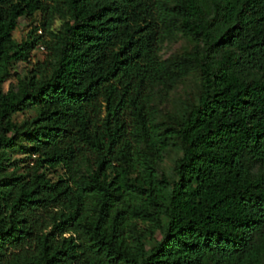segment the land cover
I'll use <instances>...</instances> for the list:
<instances>
[{
  "label": "trees",
  "instance_id": "1",
  "mask_svg": "<svg viewBox=\"0 0 264 264\" xmlns=\"http://www.w3.org/2000/svg\"><path fill=\"white\" fill-rule=\"evenodd\" d=\"M50 1L0 0V264H264V0H60L51 73L4 92L42 38L15 41L18 19L42 11L47 30ZM174 14L195 44L164 62ZM190 68L197 104L158 120L153 89ZM23 141L36 163L2 176ZM172 141L170 182L155 166Z\"/></svg>",
  "mask_w": 264,
  "mask_h": 264
},
{
  "label": "rangeland",
  "instance_id": "2",
  "mask_svg": "<svg viewBox=\"0 0 264 264\" xmlns=\"http://www.w3.org/2000/svg\"><path fill=\"white\" fill-rule=\"evenodd\" d=\"M166 6H171L174 0H161ZM49 10L52 16L50 27L44 30L43 23L46 14L42 11H36L31 16H22L18 19V24L12 32V37L17 42L27 39L30 32L35 28L42 29V33L36 32V35H42L40 44L36 46L30 57L25 61L13 62L8 69V76L2 84V90L17 89L20 79H41L47 77L54 63V43L58 36L60 26L64 20V7L60 0L50 1ZM163 37L160 42V59L164 62L171 58L189 51L195 44L192 36H186L181 32L177 22V14L164 20L162 24ZM44 46V49H41ZM201 92L200 74L190 68L173 87L163 90L162 87L156 86L153 89V104L156 107L157 117L160 121H166L173 125L180 120L189 109L197 104ZM35 109H26L22 112L15 113L12 119L16 123H21L35 116ZM2 176H9L13 173L20 174L32 167L36 163V157L30 153V148L26 142L7 149ZM182 156V149L176 141H172L170 146L163 154L162 159L156 164L158 178L166 177L170 182L176 179L175 162ZM47 177L52 180L58 179L64 174L62 168L46 169L42 168ZM162 234L156 231L153 238L147 240V247H152L155 241L160 240Z\"/></svg>",
  "mask_w": 264,
  "mask_h": 264
},
{
  "label": "built area",
  "instance_id": "3",
  "mask_svg": "<svg viewBox=\"0 0 264 264\" xmlns=\"http://www.w3.org/2000/svg\"><path fill=\"white\" fill-rule=\"evenodd\" d=\"M39 32H40V33H42V31H41V30H39ZM41 49H44V46H41Z\"/></svg>",
  "mask_w": 264,
  "mask_h": 264
}]
</instances>
